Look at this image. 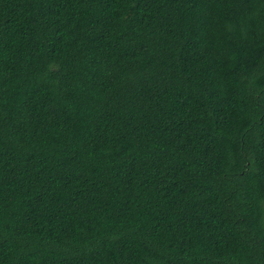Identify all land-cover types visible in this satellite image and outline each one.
<instances>
[{
  "label": "trees",
  "instance_id": "obj_1",
  "mask_svg": "<svg viewBox=\"0 0 264 264\" xmlns=\"http://www.w3.org/2000/svg\"><path fill=\"white\" fill-rule=\"evenodd\" d=\"M0 264H264V0H0Z\"/></svg>",
  "mask_w": 264,
  "mask_h": 264
}]
</instances>
